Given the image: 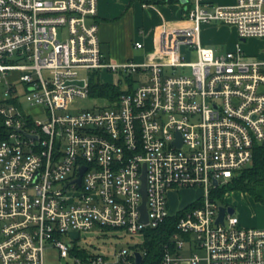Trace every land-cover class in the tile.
<instances>
[{
	"label": "built area",
	"instance_id": "obj_1",
	"mask_svg": "<svg viewBox=\"0 0 264 264\" xmlns=\"http://www.w3.org/2000/svg\"><path fill=\"white\" fill-rule=\"evenodd\" d=\"M98 10L99 0H0V264H45L47 246L70 257L77 240L66 236L94 229L140 235L139 246L144 230L184 211L163 264H264V229L242 227L236 214L219 222L212 199L264 143V58L200 40L214 23L264 39V0H188L183 25L159 38L163 61L143 65L106 59ZM106 71L145 79L118 101L91 97V73ZM16 82L43 120L21 104ZM88 98L102 105L74 107ZM198 187V206L169 211L170 192ZM136 253L123 248L117 264H136Z\"/></svg>",
	"mask_w": 264,
	"mask_h": 264
},
{
	"label": "rangeland",
	"instance_id": "obj_2",
	"mask_svg": "<svg viewBox=\"0 0 264 264\" xmlns=\"http://www.w3.org/2000/svg\"><path fill=\"white\" fill-rule=\"evenodd\" d=\"M214 1V0H213ZM214 5L218 6L219 2L214 1ZM165 5H156V9H150L144 17V25H141L137 37L139 40L146 39L149 27L153 28L155 25L161 24L163 18L161 13L167 16V19L171 16L172 12H169L166 9H163ZM173 9V6H170ZM151 28V29H152ZM229 25H217V24H208L202 25L200 32V40L202 44L206 47L215 46L217 48V53H224L227 50H234L236 44L240 42L242 50L245 55L248 57H255V55L260 56L259 58H264V39L254 38L243 41L238 36L237 30ZM183 55L187 58L188 61H194L196 59L195 53L193 54L191 50L183 48ZM46 74V73H45ZM84 75V73H82ZM127 76V77H126ZM9 78H13V75H10ZM98 81L103 83H108L113 86L120 85L121 89H128L130 86L134 88L142 84L145 79L144 73H136L128 76L122 75L120 72H102L97 77ZM7 90V87H4L0 84V100L6 99L4 92ZM25 87L22 83L16 82V93L17 97L20 100L21 104L24 105L28 111L36 115V119L43 120L45 115H41V108L39 107H29L26 105L24 95ZM95 104L98 106L102 105V102L96 99H78L74 104V107H80L83 109H92ZM74 107L71 113L74 111ZM65 113V112H64ZM202 189H183L177 190L176 192H170V207L169 211L175 213L183 209V207L188 206L194 203L198 198L203 196ZM225 208L233 207L236 210V215L239 218L240 224L242 227L247 228H257L264 229V203L256 202L249 194L240 193V192H230L229 196L226 195L223 202H219ZM101 229H94L90 232H72L66 236L69 241L78 240L79 245L86 248L89 251L90 255H100L103 256L106 260V264H117V259L115 255L123 250V248H133L141 242V236H131L126 234L124 231H109L106 233ZM184 256L188 255L185 251ZM45 264H97L95 262L87 263L84 261L77 262V260L70 256L67 258H60V253L55 248L47 246L44 255Z\"/></svg>",
	"mask_w": 264,
	"mask_h": 264
},
{
	"label": "crops",
	"instance_id": "obj_3",
	"mask_svg": "<svg viewBox=\"0 0 264 264\" xmlns=\"http://www.w3.org/2000/svg\"><path fill=\"white\" fill-rule=\"evenodd\" d=\"M209 1L213 4L214 1L219 2L218 6H233L237 3V0ZM164 5L163 9L172 12L171 16L167 19V16L161 13L162 23L151 27L152 29L149 27L150 31L143 42L138 39L137 33L139 29L141 30L140 26L144 25V17L149 14L150 9L160 12L154 7L156 5H143L139 0H99L97 21L102 51L106 59L116 64L135 63L139 65L163 61L158 54L159 38L162 32L184 23L183 4L180 0L176 4L166 3ZM170 6H173V9ZM137 43H141L142 48H138ZM239 47L242 49L240 42L236 44L234 50L230 51H236ZM255 57L260 56L255 55ZM0 84L2 85L1 82ZM0 94L2 96L1 91Z\"/></svg>",
	"mask_w": 264,
	"mask_h": 264
},
{
	"label": "trees",
	"instance_id": "obj_4",
	"mask_svg": "<svg viewBox=\"0 0 264 264\" xmlns=\"http://www.w3.org/2000/svg\"><path fill=\"white\" fill-rule=\"evenodd\" d=\"M143 5H161V4H176L179 0H139ZM91 81V97L94 98H107L112 102L118 101L120 96L127 93L126 90L121 89L120 85L113 86L108 83L101 84L97 77L99 73L94 72ZM134 87L130 86L128 91L134 92ZM4 102L0 101V104ZM7 130L3 119L0 115V140L4 139ZM253 163L239 170L227 183L222 184L215 188L212 192L213 201L223 202L229 192H240L249 194L256 202L264 203V143L256 144L254 146ZM200 204L188 206L185 210L194 208ZM185 213V211H184ZM184 213H178L175 216L168 217V219L157 228H149L142 232L143 241L139 246L133 247L134 250L143 255L142 264H163L164 256L167 249L171 248L174 251V244L172 236L177 232V222ZM114 231L111 228H105L104 232ZM71 256L77 260L87 263L93 262L92 256L89 251L79 245L78 240L71 244Z\"/></svg>",
	"mask_w": 264,
	"mask_h": 264
},
{
	"label": "water",
	"instance_id": "obj_5",
	"mask_svg": "<svg viewBox=\"0 0 264 264\" xmlns=\"http://www.w3.org/2000/svg\"><path fill=\"white\" fill-rule=\"evenodd\" d=\"M180 2L182 3V4H187V2H188V0H180ZM82 84V83H81ZM86 171V168H82L81 169V176H80V178H78L77 180H75V182H77V183H79L80 184V182H81V177H82V175H83V173ZM146 180V176L144 175L143 176V181H145ZM215 184L217 185L218 184V182L217 181H215ZM142 193H143V196H144V203H143V205H142V207H141V210H142V212L144 213V218L143 219H145L146 221H147V212H146V200H147V196H146V181H145V183H144V187H143V189H142ZM226 214H232V215H235L236 214V210L233 208V207H229V208H225V207H223V206H221L220 207V216H219V218H218V221L219 222H221V223H223L224 222V218H225V215ZM135 258H136V264H142V262H143V255L139 252V253H136V255H135Z\"/></svg>",
	"mask_w": 264,
	"mask_h": 264
}]
</instances>
